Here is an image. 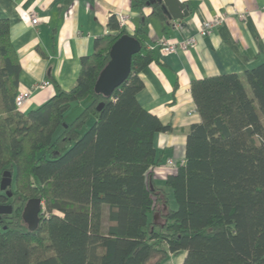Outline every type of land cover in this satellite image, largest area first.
Listing matches in <instances>:
<instances>
[{
    "label": "trees",
    "instance_id": "obj_1",
    "mask_svg": "<svg viewBox=\"0 0 264 264\" xmlns=\"http://www.w3.org/2000/svg\"><path fill=\"white\" fill-rule=\"evenodd\" d=\"M158 7L152 13L164 19ZM108 28L80 59L75 86L23 114L10 23L0 19V181L12 174L11 197L0 191V205L12 206L0 218V264H163L169 255H183L181 264H264V62L191 82L199 122L186 135L183 162L165 177L168 191L154 181L164 154L153 138L173 128L137 101L138 73L155 52L144 23L129 33L112 16ZM125 35L141 49L105 98L94 86ZM32 198L43 208L29 231L22 211Z\"/></svg>",
    "mask_w": 264,
    "mask_h": 264
},
{
    "label": "crops",
    "instance_id": "obj_2",
    "mask_svg": "<svg viewBox=\"0 0 264 264\" xmlns=\"http://www.w3.org/2000/svg\"><path fill=\"white\" fill-rule=\"evenodd\" d=\"M179 2L187 6V22L169 20L160 4L164 19L152 13L154 4L134 8L135 0H0V19L10 23V40L21 69L18 92L30 91L18 110L26 114L49 100L57 89L74 87L80 59L94 52L97 39L113 33L108 28L112 16L116 22L119 14L128 16L129 33L144 23L145 44L155 52V58L138 73L143 88L137 101L173 128L171 133H157L153 138L156 151L164 154V162L154 168V179L164 181L172 170L165 166L166 160L183 161L186 135L190 126L199 122L191 82L240 74L264 62V0ZM29 11L39 18L35 27L29 23ZM215 16L223 17V23L199 36L203 22ZM192 37L196 43L187 49L177 48L171 54L157 49L162 42L179 46ZM43 83L47 85L40 87ZM179 257L181 264L184 256Z\"/></svg>",
    "mask_w": 264,
    "mask_h": 264
},
{
    "label": "water",
    "instance_id": "obj_3",
    "mask_svg": "<svg viewBox=\"0 0 264 264\" xmlns=\"http://www.w3.org/2000/svg\"><path fill=\"white\" fill-rule=\"evenodd\" d=\"M155 3L160 4L162 12L167 15L169 20H183L185 22L189 20L187 6L179 2V0H150V3L146 5L149 6V4ZM140 49V43L133 37L128 35L120 37L109 50V61L99 73L94 86V92L96 94H102L105 98H109L113 91L129 76L131 58ZM102 105L101 103L97 106L98 111ZM11 183V172H4L0 181V191L5 192L7 197H11L12 195L7 190L11 186ZM41 205L40 198H32L26 202L23 208L22 220L27 225L29 231H34L38 227ZM11 212V205H0V218L1 215L10 214Z\"/></svg>",
    "mask_w": 264,
    "mask_h": 264
},
{
    "label": "built area",
    "instance_id": "obj_4",
    "mask_svg": "<svg viewBox=\"0 0 264 264\" xmlns=\"http://www.w3.org/2000/svg\"><path fill=\"white\" fill-rule=\"evenodd\" d=\"M27 17L29 19V23L31 26L35 27L39 24V18L35 15L34 12L29 11L27 14ZM130 21V18L126 15L119 14L117 16V25L119 29H127L128 23ZM224 21V18L221 16H215L211 20H207L203 22L201 29L199 30V36L204 37L208 35L210 32H212L216 27L220 26ZM196 39L195 38H188L184 42L180 43L179 46L174 44H167L166 42H162L158 44V51L161 54H171L177 51V48L180 49H187L189 47H192L195 45ZM47 85V83H43L40 85V87H43ZM30 97V91H20L15 96V105L18 108H20L23 103ZM183 161H181L182 163ZM165 166L168 168H173L176 166V162H174L172 159H168L165 162Z\"/></svg>",
    "mask_w": 264,
    "mask_h": 264
},
{
    "label": "rangeland",
    "instance_id": "obj_5",
    "mask_svg": "<svg viewBox=\"0 0 264 264\" xmlns=\"http://www.w3.org/2000/svg\"><path fill=\"white\" fill-rule=\"evenodd\" d=\"M81 110H82V104H79V105L74 104L69 109V111L65 114V116H64L65 122H67V123L72 122L74 120V118L80 113ZM176 168H177L176 166L173 167V168H171L172 170H171V173L170 174L175 173L176 172ZM161 173H163V172H161ZM154 180H155V182H156L157 185H160L161 187L167 189L165 187V185H164V181H162L159 177L155 178ZM169 200H170L169 203H170L171 207L172 208H175L176 207V204H175V201H174V199H173V197L171 195L169 196ZM41 206L43 208V203H42ZM105 217H106L105 214H103V216H102V222L105 221ZM180 260H181V257H179V256L169 255V257H168V259L166 260L165 263L166 264H180Z\"/></svg>",
    "mask_w": 264,
    "mask_h": 264
}]
</instances>
